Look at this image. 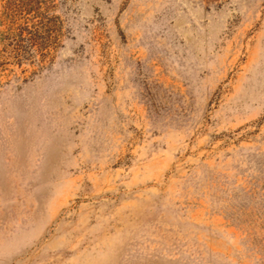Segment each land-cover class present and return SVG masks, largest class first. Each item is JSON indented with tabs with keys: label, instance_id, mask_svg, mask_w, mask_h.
Returning a JSON list of instances; mask_svg holds the SVG:
<instances>
[{
	"label": "rangeland",
	"instance_id": "rangeland-1",
	"mask_svg": "<svg viewBox=\"0 0 264 264\" xmlns=\"http://www.w3.org/2000/svg\"><path fill=\"white\" fill-rule=\"evenodd\" d=\"M0 264H264V0H0Z\"/></svg>",
	"mask_w": 264,
	"mask_h": 264
}]
</instances>
